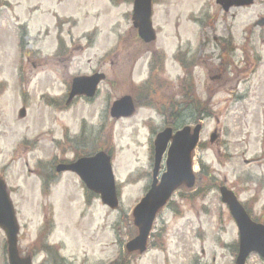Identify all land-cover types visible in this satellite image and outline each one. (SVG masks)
Returning <instances> with one entry per match:
<instances>
[{"label":"rangeland","instance_id":"374dc122","mask_svg":"<svg viewBox=\"0 0 264 264\" xmlns=\"http://www.w3.org/2000/svg\"><path fill=\"white\" fill-rule=\"evenodd\" d=\"M5 1V7L0 1V178L16 212L20 256L48 264L44 261L50 254L32 253L42 250L50 219L48 242L70 264H110L125 255L124 244L136 234L125 216H131L150 184L152 133L167 125L164 112L170 115L182 104L180 91L173 90L183 77L174 56L188 51L199 65L194 75L198 92L222 87L211 102L212 114L204 121L193 155L198 183L172 197L157 216L147 252L134 255L131 264H235L232 250L238 232L217 187L233 190L254 217H261L264 27L254 23L264 17V0L228 15L220 13L213 0H154L158 38L152 49L160 52L154 69L162 65L158 57H166L164 71L155 74L154 87L164 96L158 98L150 97L149 89L137 88L149 78L151 64L132 27L131 0ZM216 38L226 41L230 51L225 75L233 83L225 87L213 81L223 68ZM138 53L129 78L130 63L126 68L119 63ZM94 71L107 76L95 100H77L66 108L72 79ZM124 95L139 102L137 112L129 120L114 121L109 107ZM149 104L153 107H146ZM21 107L26 109L23 120L18 117ZM214 130L218 137L211 144ZM110 133L119 210H108L98 199L86 204L84 187L71 174L59 175L50 196L43 195V181L54 178L53 165L72 161L85 142L83 151L95 148L97 140L99 147ZM80 136L75 151L71 143ZM5 244L0 230V264H7ZM247 264L264 262L253 256Z\"/></svg>","mask_w":264,"mask_h":264},{"label":"water","instance_id":"95a60500","mask_svg":"<svg viewBox=\"0 0 264 264\" xmlns=\"http://www.w3.org/2000/svg\"><path fill=\"white\" fill-rule=\"evenodd\" d=\"M252 0H243L234 3L235 6H248ZM133 25L138 29L139 36L147 43L154 40L151 29V0H135L133 9ZM264 25V21L259 23ZM101 76L93 78L75 79L69 95V101L79 94L93 97L96 85L102 79ZM133 105L130 98H123L113 105L111 116L115 118L128 117L133 113ZM23 115V112H22ZM201 126L197 125L193 132L189 127H184L172 136V131L166 129L156 136L154 141V169L150 190L133 210L134 225L138 229V235L126 245L129 253L146 251L147 240L153 221L158 211L165 206L171 195L178 188L185 186L191 189L195 185V175L192 169V154L199 140ZM216 139L211 136V142ZM171 141L165 163L166 172L158 181L157 176L168 143ZM71 170L77 173L87 188L100 195L104 205L114 210L118 207V199L115 192V181L112 174L110 158L103 153L90 159H82L69 167H60V170ZM221 202L227 206L234 219L238 232L239 244L236 264H245L251 253L258 254L264 260V226L253 223L234 193L225 186L219 188ZM0 229L7 239V251L9 264H31L30 259H20L17 252L18 226L13 208L0 182Z\"/></svg>","mask_w":264,"mask_h":264},{"label":"flooded vegetation","instance_id":"af4514ba","mask_svg":"<svg viewBox=\"0 0 264 264\" xmlns=\"http://www.w3.org/2000/svg\"><path fill=\"white\" fill-rule=\"evenodd\" d=\"M0 1L2 2V5L7 4V2L4 1V0H0ZM213 1L216 4V7L219 10V12L222 13V14H225V15H228V14H230V12L232 10H236L237 9V8L229 9L228 7L231 4H233L234 2L235 3L242 2V0H213ZM2 7H4V6H2ZM216 40L220 44V48H221L220 52H221V56H222V57L220 56V58L223 59V63H222L223 64V68L219 69L220 72H218V75H215L216 77H213V81L215 79H217L218 81H221V83H223V86L225 87L227 84L233 83V79H230L229 77H227L225 75V73L227 72V69L229 67V64H230V60H227L226 57H227L228 54H230V51L227 48L226 41L218 39V38H216ZM153 45L155 46V44H153ZM143 46L146 47V48H149V49H146V52L150 56V64L151 65H150V70H149V78L144 83H141V84L137 85V88H139V89L146 88L148 86V84H150V83L151 84L152 83L155 84V80H157L155 74H158V73L163 71L162 67H160V69L156 71V69H154V62L152 61V60L157 59V54L160 53V52L156 51L157 52L156 53L152 49L154 46L144 45V44H143ZM181 54H183V59L181 57H180V59H178V55L175 54L177 56L174 57V61L177 62L178 65H179V62L181 61L182 70H183V77L180 80H178V82H176V86L173 88V90L174 91H180V94L178 95L177 98H180L182 100V103L184 104V109H183L184 119H183V123L185 125H187V126L189 125L191 127L195 126L197 123L201 124L203 126L204 121L207 119V117H205V116L207 114H212L211 102L214 100L215 96L221 91L222 87H220V86L219 87H215V88L207 87L206 89L200 90L198 92L197 83H196V80H195V77H194L195 70L199 67V65L197 63V60L196 59L195 60L192 59L190 57L188 51H184ZM139 57H140V55L138 53L136 56L132 57V59L127 60L129 58H125L124 60H122L121 63H119V64L122 65V67H125V68H126V66H128L127 63H130L129 64V78H130V76L132 77L134 68H135V66L137 64V61L139 60ZM33 66H35V65L33 64ZM246 70H247V68H245L242 72H245ZM94 72L98 73L97 71H94ZM210 77H211V72H209V74H208V78L209 79H210ZM157 78L161 79V77H158V76H157ZM213 81H211V82H213ZM236 82L240 83L239 76H238ZM149 95H150V97H153V98L164 97V96L161 95V91L158 90V89H154V91L149 92ZM193 100L196 101V102H193ZM138 103H136V101L135 102L133 101L134 107L136 106L137 109H138V106H139ZM146 107H151L152 108L153 105L149 104ZM165 114L166 113L164 112L162 114V116L164 117ZM25 118H26V114H25L24 117H21V116L19 117V119H21V120H23ZM169 128H171L173 131H175L178 128H180V126H178L177 129H175L176 127H169ZM58 166H59V168L60 167H66V164L59 163ZM60 171H63V170H60ZM61 174H70V173L65 171V172H62ZM58 176L59 175L55 176L56 177V182H57ZM42 191L44 193H50L51 192V188L50 187L49 188H42ZM86 195H87V192H85V197H86ZM262 221H264V209L262 211Z\"/></svg>","mask_w":264,"mask_h":264},{"label":"trees","instance_id":"16d2710c","mask_svg":"<svg viewBox=\"0 0 264 264\" xmlns=\"http://www.w3.org/2000/svg\"><path fill=\"white\" fill-rule=\"evenodd\" d=\"M175 118L177 119V116H175ZM200 181V179H199ZM234 250L237 251V246L234 245ZM114 264H129V262H127L126 260H119V261H116Z\"/></svg>","mask_w":264,"mask_h":264}]
</instances>
